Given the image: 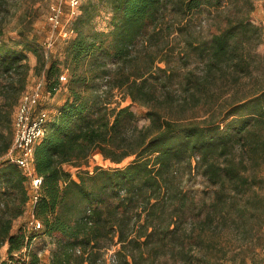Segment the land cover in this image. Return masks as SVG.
Here are the masks:
<instances>
[{"label":"trees","instance_id":"1","mask_svg":"<svg viewBox=\"0 0 264 264\" xmlns=\"http://www.w3.org/2000/svg\"><path fill=\"white\" fill-rule=\"evenodd\" d=\"M255 2L82 0L62 59L47 58L24 28L6 39L0 21V264H42L31 248L40 233L56 241L49 264H264V27L252 21ZM207 10L224 23L205 39L194 17ZM29 53L53 95L67 74L68 98L35 147L42 228L13 231L30 199L28 178L6 158ZM95 154L114 166L67 168Z\"/></svg>","mask_w":264,"mask_h":264},{"label":"rangeland","instance_id":"2","mask_svg":"<svg viewBox=\"0 0 264 264\" xmlns=\"http://www.w3.org/2000/svg\"><path fill=\"white\" fill-rule=\"evenodd\" d=\"M55 1L56 0H4L3 4L0 6V21H4L5 25L4 37L11 40L16 39L18 38V31L24 28L28 31L29 36H37L46 54L53 53L62 59V48L66 41L63 33L65 30L70 28L73 18L71 17L70 9L68 6H65L62 15V26L59 28L61 32L60 30H54L49 21V17L51 13V5L54 4ZM109 18L110 14L107 12H103L100 16H98L96 18L97 28L100 30L107 29ZM194 18L198 34L200 37L205 39L210 38L211 33L216 29L218 24L224 23L221 16L216 17L214 12L210 13V10H207L204 14ZM252 21L257 25L264 27V0H256L255 10L252 13ZM50 42L51 46L48 45ZM257 52L262 55L264 54V43L258 46ZM28 56V63L31 68L26 93L35 90L42 79L45 78V75H43V73L40 74L36 68L38 63L36 55L29 53ZM161 65L164 66V63ZM65 85L66 84H64L54 95H49L47 93L46 86L42 85V98L40 100L39 109L44 108L51 116L55 115L68 98V90ZM115 99L121 101L122 106L131 103L129 98L121 100L119 95H116ZM131 105L132 109L141 115L146 110L137 103H133ZM17 109L18 107L14 111V117ZM143 123L144 119L141 120V124ZM96 165H101L103 167L114 166V164L108 160H104L100 154H95L87 163H83L80 167L67 166V168L75 173L78 169L92 170ZM195 185L200 188L203 186L202 177H199L195 181ZM27 187L28 193L31 194L32 191H30V189L32 190V187L29 181L27 182ZM200 196L201 193H198V197ZM32 219V201H29L25 214L15 220L13 231L18 230L20 227L30 230ZM55 242L54 238L42 235L41 233L38 234L36 239L33 241L32 248L39 253L42 259V264H49L50 253L55 246ZM116 250L117 246H113L111 250L106 253L105 257L110 260L109 258L114 255ZM2 254L3 256H6L5 246L2 249ZM261 254L263 256L264 251H262Z\"/></svg>","mask_w":264,"mask_h":264},{"label":"built area","instance_id":"3","mask_svg":"<svg viewBox=\"0 0 264 264\" xmlns=\"http://www.w3.org/2000/svg\"><path fill=\"white\" fill-rule=\"evenodd\" d=\"M82 0H56L51 5V13L49 21L54 30H60L62 26V15L65 6L70 9L73 20L81 13L80 6ZM61 32V30H60ZM65 39H69L74 35L71 28H68L63 33ZM51 46V42L48 44ZM48 53L46 54L48 58ZM67 82V74L63 73L60 76V85L55 89L57 92ZM42 85L46 86V79L43 78L38 87L32 92H24L21 96L18 109L13 119L14 139L6 158L11 162L16 163L25 176L28 178L32 187L31 194H29L32 201V215L31 231H38L42 228L40 220L36 219L34 215V204L39 199V193L42 185V178L38 176L35 167V147L40 142L45 134V128L50 114L44 108H40V100L42 98ZM49 95H53L47 91ZM29 203V202H28ZM32 248V245H31ZM27 250V249H25ZM113 261H115L113 259Z\"/></svg>","mask_w":264,"mask_h":264},{"label":"crops","instance_id":"4","mask_svg":"<svg viewBox=\"0 0 264 264\" xmlns=\"http://www.w3.org/2000/svg\"><path fill=\"white\" fill-rule=\"evenodd\" d=\"M7 248H8V246L6 245L5 246V254H7Z\"/></svg>","mask_w":264,"mask_h":264}]
</instances>
